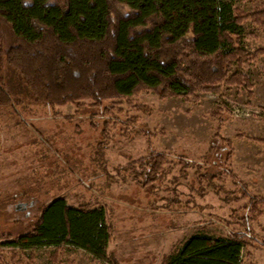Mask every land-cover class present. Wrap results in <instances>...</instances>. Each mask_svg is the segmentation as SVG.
Returning <instances> with one entry per match:
<instances>
[{
    "label": "trees",
    "instance_id": "trees-1",
    "mask_svg": "<svg viewBox=\"0 0 264 264\" xmlns=\"http://www.w3.org/2000/svg\"><path fill=\"white\" fill-rule=\"evenodd\" d=\"M249 26L264 32V4L243 8L224 0H0V107L21 105L13 90L25 89L38 105H73L77 114L86 111L89 119L98 116L106 122L121 105H136L143 92L162 100L192 101L198 92L215 91L224 83L253 97L244 71L264 57V47L246 49ZM214 113L219 116L220 110ZM221 156L215 153V160L201 163L185 154L159 151L147 141L146 153L115 167L116 175L106 172L103 186L96 176L102 198L72 205L58 197L26 234L0 235V260L4 249L15 254L17 249L69 246L99 262L121 264L109 251L115 231L110 211L131 206L116 196L111 202L103 200L104 190L118 182L128 184L135 193L148 192L146 206H151L157 188L178 167L183 179L193 172L200 183L210 175L207 184L218 176L208 171L216 167L221 175L229 172L237 185L230 194L243 202L234 210L239 228L226 227V233L214 236L202 226L174 245L159 264H242L244 250L264 248L254 225L264 216V196L253 194L230 169H223ZM180 202L176 194L170 206Z\"/></svg>",
    "mask_w": 264,
    "mask_h": 264
},
{
    "label": "rangeland",
    "instance_id": "rangeland-1",
    "mask_svg": "<svg viewBox=\"0 0 264 264\" xmlns=\"http://www.w3.org/2000/svg\"><path fill=\"white\" fill-rule=\"evenodd\" d=\"M224 1L243 8L264 4V0ZM245 47L263 48L264 32L247 27ZM244 74L251 80L253 97L224 83L215 91L198 92L192 101L162 100L143 92L136 105H121L106 122L98 116L89 119L86 111L77 114L73 105L55 109L38 105L25 89L13 90L21 105L0 107V235L26 234L58 197L72 205L102 198L95 182L100 179L103 186L106 172L116 175L115 167L144 155L147 141L159 151L185 154L201 163L221 154L223 169H230L253 194L264 196V143L259 141L264 140V57ZM217 109L219 116L214 113ZM178 168L157 188L151 206H146L148 192L135 193L128 184L118 182L104 190L103 200L111 202L116 196L131 206L110 211L115 231L109 251L121 264H159L174 245L202 226L214 236L226 233V227L239 228L234 210L243 202L230 194L237 185L229 172L221 175L210 167L209 174L218 176L207 184L210 175L199 183L193 172L180 178ZM176 194L181 202L170 206ZM254 225L264 239V216ZM3 253L0 264H111L69 246ZM242 260V264H264V248L244 250Z\"/></svg>",
    "mask_w": 264,
    "mask_h": 264
}]
</instances>
